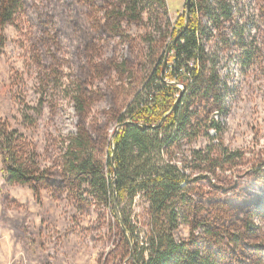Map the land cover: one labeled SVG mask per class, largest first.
<instances>
[{
  "label": "trees",
  "instance_id": "trees-1",
  "mask_svg": "<svg viewBox=\"0 0 264 264\" xmlns=\"http://www.w3.org/2000/svg\"><path fill=\"white\" fill-rule=\"evenodd\" d=\"M212 1L191 0L189 20L185 12L179 17L166 45L167 56L154 68L144 97L129 106L126 114L110 111L105 121H88L93 103L105 92L100 87L94 90V82L113 71L130 72L133 61L129 56L119 65L113 60L103 62L97 37L130 41L124 24L141 23L148 10L167 13L168 1L52 0L50 7L47 2L43 7L30 5L41 24L55 27L51 33L44 29L47 37H39L51 51L65 29L79 37L77 54L84 57L79 58L73 96L79 120L76 132L66 138L57 167L44 168L34 144L0 115L3 170L11 184L29 185L38 199L42 189L48 188L85 209L108 205L117 218L112 231L118 252L127 264H264V234L255 223V217L264 222V157L252 171L228 177L229 171L235 172L233 168L243 163L245 154L231 150L223 140V117L216 116L229 111L225 104L228 87L203 45L209 31L203 17L214 23L220 36H235L245 49L249 43L243 38L245 28L235 27L228 0ZM27 3L0 0V55L7 41L5 25L14 24L18 13L29 8ZM253 56L247 49L242 59L250 63ZM112 121L125 123L116 132L114 161ZM200 137H207L209 143L192 149L188 157L195 169L214 176V182L209 176L190 174L187 160H180L183 147ZM137 196L149 203L150 231L142 246L135 241L132 247L122 223L136 237L127 206ZM127 200L131 204L122 206ZM181 221L189 224L192 235L179 242L174 231Z\"/></svg>",
  "mask_w": 264,
  "mask_h": 264
},
{
  "label": "rangeland",
  "instance_id": "rangeland-1",
  "mask_svg": "<svg viewBox=\"0 0 264 264\" xmlns=\"http://www.w3.org/2000/svg\"><path fill=\"white\" fill-rule=\"evenodd\" d=\"M51 1L27 0L29 8L21 10L16 22L3 29L7 41L0 55V115L34 144L44 168L57 167L66 138L76 132L79 119L73 96L79 58L84 57L83 53L77 54L79 37L66 29L56 39V45L53 44V51L39 42L43 34L47 37L44 29L51 33L55 27L41 24L30 5L43 7L47 2L50 7ZM167 1V13L148 10L141 23L124 24L132 37L130 41L97 37L96 42L103 48V62L113 60L119 65L130 56L133 64L130 72L113 71L95 80L93 89L100 87L105 92L93 103L88 121H105L114 109L126 114L129 106L146 94L153 70L163 56L166 58V45L186 10L187 0ZM229 2L234 5L231 10L235 27L241 24L246 27L243 38L249 43L246 48L254 54L250 63L242 59L247 50L244 43L235 36H220L217 27L206 17L202 23L209 26L203 45L214 57L218 74L228 87L225 104L229 111L216 116L223 117V140L231 150L245 154L243 163L233 168L235 172L229 171L231 178L252 171L264 157V1ZM169 73L167 70L165 75ZM110 126L112 136L116 122L112 121ZM208 143L207 137H200L192 145H185L179 156L180 160H187L190 174L209 176L214 182V176L195 169L188 157L192 149L205 148ZM129 204L127 200L122 206ZM148 206V201L140 196L132 206H127L136 237L123 230L132 247L135 241L142 246L150 231ZM118 210L115 211L119 214ZM115 215L108 205L101 203L85 209L67 195L58 196L48 188L42 189L38 199L29 185L8 181L0 154V264H127L121 261L117 236L112 231L117 222ZM255 223L264 234V222L255 217ZM191 235L192 229L183 221L174 231L179 242L190 239Z\"/></svg>",
  "mask_w": 264,
  "mask_h": 264
},
{
  "label": "water",
  "instance_id": "water-1",
  "mask_svg": "<svg viewBox=\"0 0 264 264\" xmlns=\"http://www.w3.org/2000/svg\"><path fill=\"white\" fill-rule=\"evenodd\" d=\"M190 6H191V0H187V2H186V10H185V14H186V22H188V20H189V16H190ZM165 67H166V62H165V66H164V68H163V73H164V71H165ZM178 100H179V98H178ZM177 100V101H178ZM176 104H177V102L175 103V105H174V107H173V109L175 108V106H176ZM171 111V110H170ZM164 119V118H163ZM163 119L161 120V122H160V124L163 122ZM125 123H121V124H118L117 126H116V128H115V132H113V134H112V136H111V142H112V148H111V158H112V160L114 161V159H115V150H116V148H115V146H114V139H115V136H116V132L118 131V129L119 128H121V127H123V125H124ZM118 212H119V210H118ZM122 227H123V229H125L126 230V227H125V225L122 223Z\"/></svg>",
  "mask_w": 264,
  "mask_h": 264
},
{
  "label": "built area",
  "instance_id": "built-area-1",
  "mask_svg": "<svg viewBox=\"0 0 264 264\" xmlns=\"http://www.w3.org/2000/svg\"><path fill=\"white\" fill-rule=\"evenodd\" d=\"M229 1V0H228ZM229 6H231V9H233V7H234V5H233V2L232 3H230L229 2ZM242 25V24H241ZM243 26V25H242ZM245 29H246V27H244ZM244 47V46H243ZM244 61V60H243Z\"/></svg>",
  "mask_w": 264,
  "mask_h": 264
},
{
  "label": "bare ground",
  "instance_id": "bare-ground-1",
  "mask_svg": "<svg viewBox=\"0 0 264 264\" xmlns=\"http://www.w3.org/2000/svg\"><path fill=\"white\" fill-rule=\"evenodd\" d=\"M229 4V3H228Z\"/></svg>",
  "mask_w": 264,
  "mask_h": 264
}]
</instances>
